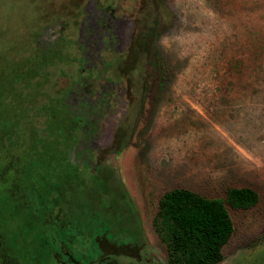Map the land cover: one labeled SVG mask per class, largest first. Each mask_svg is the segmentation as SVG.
Listing matches in <instances>:
<instances>
[{
	"label": "rangeland",
	"instance_id": "obj_1",
	"mask_svg": "<svg viewBox=\"0 0 264 264\" xmlns=\"http://www.w3.org/2000/svg\"><path fill=\"white\" fill-rule=\"evenodd\" d=\"M0 163V242L30 264L46 215L73 257L96 236L164 264L159 197L228 187L258 201L219 264H264V0H0Z\"/></svg>",
	"mask_w": 264,
	"mask_h": 264
},
{
	"label": "trees",
	"instance_id": "obj_2",
	"mask_svg": "<svg viewBox=\"0 0 264 264\" xmlns=\"http://www.w3.org/2000/svg\"><path fill=\"white\" fill-rule=\"evenodd\" d=\"M141 43L133 39L128 44L119 68L123 77L128 78L136 68ZM222 196L208 198L188 189L173 188L159 197L151 225L164 247V264L221 262V249L233 233L227 209L246 211L258 201L257 193L248 187H228Z\"/></svg>",
	"mask_w": 264,
	"mask_h": 264
},
{
	"label": "flooded vegetation",
	"instance_id": "obj_3",
	"mask_svg": "<svg viewBox=\"0 0 264 264\" xmlns=\"http://www.w3.org/2000/svg\"><path fill=\"white\" fill-rule=\"evenodd\" d=\"M38 222L44 223L46 229L49 231L48 237L45 238L40 245L42 246L44 243L52 250L50 252L48 250L42 251L38 259L33 257V264H130L128 259L131 261L134 260V258L127 253L126 249L122 250L121 247L106 246V243L100 246L95 239L96 236L92 239L94 245L92 252L87 257L85 256L86 253L81 249L76 253V257H73V255L62 246L61 233L63 230V221L58 216L52 217L46 215ZM103 239L105 238L103 237ZM14 249L5 247L2 245V242H0V264H30V256L27 255L22 259L18 256L19 253L17 254ZM25 254L26 253L23 255Z\"/></svg>",
	"mask_w": 264,
	"mask_h": 264
}]
</instances>
